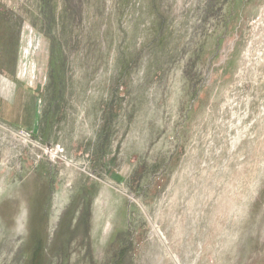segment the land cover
Returning <instances> with one entry per match:
<instances>
[{"label": "rangeland", "instance_id": "rangeland-1", "mask_svg": "<svg viewBox=\"0 0 264 264\" xmlns=\"http://www.w3.org/2000/svg\"><path fill=\"white\" fill-rule=\"evenodd\" d=\"M0 264H264V0H0Z\"/></svg>", "mask_w": 264, "mask_h": 264}, {"label": "bare ground", "instance_id": "bare-ground-1", "mask_svg": "<svg viewBox=\"0 0 264 264\" xmlns=\"http://www.w3.org/2000/svg\"><path fill=\"white\" fill-rule=\"evenodd\" d=\"M25 140H28V139H25ZM32 143V142H31ZM34 144V143H33Z\"/></svg>", "mask_w": 264, "mask_h": 264}]
</instances>
